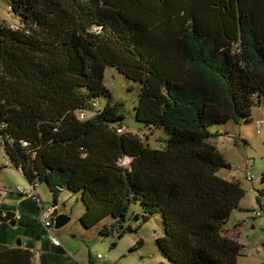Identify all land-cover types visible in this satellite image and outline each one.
<instances>
[{
	"label": "trees",
	"instance_id": "obj_1",
	"mask_svg": "<svg viewBox=\"0 0 264 264\" xmlns=\"http://www.w3.org/2000/svg\"><path fill=\"white\" fill-rule=\"evenodd\" d=\"M10 1L19 20L0 21V157L47 184L54 204L64 189L79 194L86 228L111 217L102 234L132 231L133 204L136 229L160 215L155 264H240L245 246L225 230L246 190L221 174L231 163L219 142L239 145L225 124L254 121L264 98V0ZM108 67L139 83L145 134L125 124ZM33 256L0 239V264Z\"/></svg>",
	"mask_w": 264,
	"mask_h": 264
},
{
	"label": "rangeland",
	"instance_id": "obj_2",
	"mask_svg": "<svg viewBox=\"0 0 264 264\" xmlns=\"http://www.w3.org/2000/svg\"><path fill=\"white\" fill-rule=\"evenodd\" d=\"M10 4V0H0V21H6L7 24L16 26L19 18L10 11ZM104 82L111 91L113 100L124 102L127 114L125 124L130 129L145 134L148 128L138 124L134 117L135 103L140 90L139 83L127 78L112 67L107 68ZM100 101L105 103L106 99L101 98ZM253 115L254 121L245 122L242 127L233 122L225 124L226 127L233 128L232 130H235L236 134L241 131L242 139H239V145H236L229 137H225L219 142L221 151L231 163V169H224L221 174H225L228 178L238 179L246 190L239 207L233 210L226 225L230 230L239 224L243 226L240 241L245 245V248L243 255L239 257L240 264H264V213L256 214V212L262 211L257 202V196H261V191L264 190V98L254 107ZM217 128L218 126H214L212 129L216 130ZM155 132L156 137L154 138L166 136L164 129L157 128ZM151 142L153 146H160L159 140L154 139ZM124 163L128 164L129 160L127 159ZM0 164L6 165L0 169L1 204L7 193L14 192L13 195H19V192L16 191L18 186L26 188L27 196H30L31 193L39 196V188L46 206L40 212L45 226H47L46 218L47 216L52 217L53 210L58 209L56 215L67 212L72 216V220L58 231L59 239L63 244L70 246L78 253V264H155L164 257L153 237L155 231L158 233L163 231L160 215L152 217L150 221L136 229L135 221L130 218L134 212L140 211V206L133 204L126 223L134 228L132 231H127L121 237L117 235V231L112 234H102L101 228L105 224L111 223L112 218L109 217L92 228H86L80 220L84 207L82 202L77 200L79 194L76 195L68 189L62 190L58 197V206L54 204L47 184L40 183L37 178L33 182L28 181L21 168L18 169L15 165L7 163L4 153L0 157ZM248 176H253V179H249ZM34 184L36 185L34 186ZM262 198L264 199V196ZM14 215L15 217L19 216L18 213H14ZM52 227L55 229L54 222H52ZM24 234L25 231L18 224L16 230L11 231L8 243H17L18 238H26ZM140 239L144 240L143 245L136 247L135 244ZM99 253L107 255V259L98 258Z\"/></svg>",
	"mask_w": 264,
	"mask_h": 264
},
{
	"label": "crops",
	"instance_id": "obj_3",
	"mask_svg": "<svg viewBox=\"0 0 264 264\" xmlns=\"http://www.w3.org/2000/svg\"><path fill=\"white\" fill-rule=\"evenodd\" d=\"M222 139L223 138H221L220 140ZM16 191L19 192L18 196L16 194L13 195L14 192L7 193L0 208L2 210H9L14 213H18L19 216L13 222H10L8 225H4L1 227L0 239L8 243L11 231L16 230V227L18 226V224H20L22 226V230L25 231L24 237L26 238H18L17 243L8 244L18 245V241L21 240V244L24 247L30 246L31 250L34 253L33 264H78V253L74 251L70 246L63 244V242L59 239V229L52 230V233L44 225L40 212L43 211L46 206L44 204L40 189L38 188V199L20 193L18 188H16ZM83 212L84 208L81 212V215L83 214ZM256 214H258V212H256ZM242 227V224H239L238 226L230 230L226 226L225 233L229 237L240 241ZM51 235L56 236L59 239L60 243L54 244L51 240Z\"/></svg>",
	"mask_w": 264,
	"mask_h": 264
},
{
	"label": "built area",
	"instance_id": "obj_4",
	"mask_svg": "<svg viewBox=\"0 0 264 264\" xmlns=\"http://www.w3.org/2000/svg\"><path fill=\"white\" fill-rule=\"evenodd\" d=\"M248 178L249 179H253V176H248ZM36 184H34V186H35ZM37 185H38V183H37ZM18 188V190L20 191V193H23L24 195H28V191L26 190V188L25 187H17ZM30 191V190H29ZM30 196H34L35 195V197L34 198H36V199H38L39 197H37V195L35 194V193H31V194H29ZM0 206H1V203H0ZM53 213H54V210H53ZM258 214H262V211H258ZM53 215V214H52ZM4 217V218H6L7 216H8V214H7V211L6 210H2L1 208H0V217ZM51 216H47V221H46V227L48 228V230H50L52 233H53V231H52V229H51V227H50V225H51V219H52V217L50 218ZM18 217H15V215H13V217H11V218H6L7 219V222L8 223H10L11 221H13V220H16ZM51 240H52V242L54 243V244H59L60 243V241H59V239L56 237V236H54V235H51ZM98 258H101V259H107V255H103V254H101V253H99L98 254Z\"/></svg>",
	"mask_w": 264,
	"mask_h": 264
},
{
	"label": "water",
	"instance_id": "obj_5",
	"mask_svg": "<svg viewBox=\"0 0 264 264\" xmlns=\"http://www.w3.org/2000/svg\"><path fill=\"white\" fill-rule=\"evenodd\" d=\"M71 218H72V216L66 212L58 213L54 219L55 220L54 228L55 229L62 228L71 220ZM18 245H21V240L18 241Z\"/></svg>",
	"mask_w": 264,
	"mask_h": 264
},
{
	"label": "flooded vegetation",
	"instance_id": "obj_6",
	"mask_svg": "<svg viewBox=\"0 0 264 264\" xmlns=\"http://www.w3.org/2000/svg\"><path fill=\"white\" fill-rule=\"evenodd\" d=\"M57 211H58V209H57V210H54V213H53V215H52L51 225H50V227H51L52 230H54L53 227H52V222H54V224H55V220H54V219H55V216H54V215H56V212H57ZM50 218H51V217H50ZM46 228H47V227H46ZM47 229H48V228H47Z\"/></svg>",
	"mask_w": 264,
	"mask_h": 264
},
{
	"label": "clouds",
	"instance_id": "obj_7",
	"mask_svg": "<svg viewBox=\"0 0 264 264\" xmlns=\"http://www.w3.org/2000/svg\"><path fill=\"white\" fill-rule=\"evenodd\" d=\"M12 222V221H11Z\"/></svg>",
	"mask_w": 264,
	"mask_h": 264
}]
</instances>
